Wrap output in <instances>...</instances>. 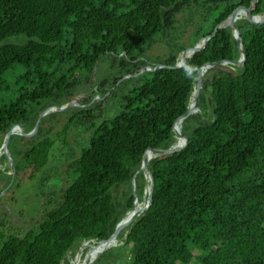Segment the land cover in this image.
Segmentation results:
<instances>
[{"label": "trees", "instance_id": "obj_1", "mask_svg": "<svg viewBox=\"0 0 264 264\" xmlns=\"http://www.w3.org/2000/svg\"><path fill=\"white\" fill-rule=\"evenodd\" d=\"M254 2L0 0V96L10 98L0 101V150L14 125L29 133L45 109L74 101L81 81L90 89L79 106L42 117L40 137L28 145H20L18 131L12 133V161L0 154L2 202L44 173L54 146L50 135L41 136L46 117L68 115L64 134L73 127L89 132L77 156L59 161L68 164L70 179L52 207L54 194L38 184L33 197L40 220L24 227L0 216V264H61L83 242L97 244L113 234L133 209L132 178L147 150L178 142L172 124L189 109L198 68L240 59L233 28H220L184 67H170L234 9ZM198 9L204 13L186 46L174 35L178 16ZM252 13L264 14V0ZM236 25L244 65L203 72L198 111L181 121L187 144L154 155L137 174L138 203L146 188L151 191L148 208L91 264H264V24L253 25L245 16ZM21 35L23 44H2ZM158 41L168 55L149 60L146 51ZM103 60L111 72L99 79ZM150 65L164 67L140 73ZM133 75L137 86L122 109L103 116V105ZM10 78L17 86L12 98ZM44 182L48 189L61 188L58 169Z\"/></svg>", "mask_w": 264, "mask_h": 264}, {"label": "rangeland", "instance_id": "obj_2", "mask_svg": "<svg viewBox=\"0 0 264 264\" xmlns=\"http://www.w3.org/2000/svg\"><path fill=\"white\" fill-rule=\"evenodd\" d=\"M215 1L218 2V0ZM203 13H204L203 10L198 9L197 12L191 13L190 11H186L185 13H182L178 16L176 30L174 32V35L177 37L178 42H181L186 46H189L190 35L192 33L193 26L195 22L202 16ZM244 17L245 14H242L241 17L236 21V23H238ZM258 17L259 19H261V16ZM25 40L26 37L21 35V36L7 38L2 44L20 45L23 44ZM168 52L169 50L166 44L163 41H158L149 50L146 51V55L149 60H152V59L164 58L166 55H168ZM150 66L152 67L153 65ZM110 72H111L110 62L107 60H103L99 64L98 71L96 72L97 74L95 76L96 78L102 79L104 77L109 76ZM125 77L126 78L122 80L127 79L129 76H125ZM94 80L95 79L93 78L92 82ZM8 81L10 83V89H11L10 97L12 98L13 93L15 92L17 86L11 83V78L8 79ZM136 86H137L136 75H133V78L123 83L115 91L114 95L111 98H109L106 101V103L103 105V110H104L103 116L105 115L112 116L118 113L125 104L124 98L128 97L131 94V91ZM89 93H90V89L87 87L84 81H81L77 85L76 91L74 92L73 95L74 101L71 102L73 103V106H79L78 103L86 99ZM96 98H98V96H96L94 99ZM9 100H10L9 97L0 96V101H4L5 103H7ZM71 103H69L68 105H70ZM51 112L59 113V111L56 110H51ZM68 118H69L68 115H57L53 118H47V117L45 118L44 124L42 126L43 133L41 136L50 135L54 140V146L51 150V155L49 157V161L44 170V173L39 174L37 179L34 182H32V184L23 185L21 188L15 191V193L9 195L7 199L0 202L1 217L8 219L9 221L15 223L16 225L24 226V227L31 226L34 223H36L38 220H40L43 216V213H41L37 209L39 208V202L38 200H36L37 198L33 197L36 190H38V184L41 185L42 191L47 190L51 194H54V199L52 200V203L49 204V207H52L54 205V200L60 199V196L62 194V189L67 184L70 177H69V171H66L68 170L67 168L68 164L64 162L60 165L59 161L69 157L70 155H72L73 157L77 156L78 153H80L82 146H84L83 143L85 142L86 137L89 135V132L80 133L79 132L80 130L77 127L71 128L67 132V134H64L63 126L68 120ZM39 137L40 136H38V130H37V132L33 136L24 137V140L21 141L20 145L22 146L28 145L30 140H32L33 138L38 139ZM0 154H1V150H0ZM4 163H5L4 161L0 163V168H1L0 170L4 168L3 165ZM57 169L60 178L62 180V187L59 189H48V187L46 186L44 187L43 184L47 183L44 181H46V179H48L50 176L54 175ZM1 188H3L2 181H0V189ZM149 192H150L149 188H146L144 191L142 200L144 201L145 204L148 202ZM3 193H5V190ZM94 244L95 243L93 242H83L79 247L75 248L72 252L68 253L66 256V260L63 261L61 264H81L85 260L87 250Z\"/></svg>", "mask_w": 264, "mask_h": 264}, {"label": "water", "instance_id": "obj_3", "mask_svg": "<svg viewBox=\"0 0 264 264\" xmlns=\"http://www.w3.org/2000/svg\"><path fill=\"white\" fill-rule=\"evenodd\" d=\"M258 1L259 0H255V2L253 4H251L250 7L239 6L236 9H234L233 12L229 15V17L227 19H225L222 22H220L215 27V29H214V31L212 33H208L203 38V40L201 41L200 44L195 45V46H191V47H187L182 52L181 59H180L179 63L176 64L173 67H170V68H174V69H180V68L184 67L186 62H187V58L190 57L191 55H193L194 53L203 50L206 47V44L209 41V39L212 36H214L220 28H223V27H232L233 28V31H234L233 32V36H234V38L237 41V45H238V48H239L240 53H241L240 59L237 60V61H233V60H221V61H217V62L209 61V62L204 63L202 66H200L198 68V70H197V79H196L197 80V84H196V87H195L194 92H193V98L191 99L189 109L187 110L186 113H184L183 115L177 117L175 119V121L173 122V124H172V130H173L174 134L177 136L178 139L179 138L182 139V143L180 145H178V143H176L175 145H173L169 149H152V148H150V149L147 150L146 154L143 157V160L141 162L140 167L136 170V172L134 173L133 178H132V189H133V193H134L133 209L131 211H129L127 213V215L116 225L115 231L113 232V234L108 239H106L104 241H100L97 244H94L95 246L100 247V250L98 251L97 255H95L94 257H91L89 255V249H88L87 252H86L85 260L81 264H91L96 259V257L99 254L103 253L111 245H114L115 242H116L117 236L122 232V230L125 227H127L135 219V217L138 216V215L137 216L133 215V212H134V210H135V208L137 206V203L139 201V196H138L137 192L135 191V178H136L137 174L140 173L143 170H147V165H148L149 161L154 157V155H170V154H173L175 152L180 151L187 144V142H188L187 135H184V134L181 133V131H178L174 127V125H175L176 122L182 121L183 119L189 117L192 114L197 113V111H198L197 110V103L199 101V94H200V89H201V85H202V76H203L202 68L203 67L210 68V67H213L215 65H227V64L237 65V66L244 65L245 60L247 58V55H246V53L244 52V50L242 48L240 33H239L238 28H237L235 18H236L237 12L240 10V11L243 12V14H245V16L247 17L249 23H251L253 25H257V26L263 25L264 24V14L261 16V19H259L258 16H255L252 13L253 9L256 7V4H257ZM162 67H164V65H157V66H154V67L150 66V67H147L144 70H142L140 73L142 74L145 71H155L158 68H162ZM124 78H126V77H124ZM72 106H73V103H71L70 105H67V106H51V107L45 109L38 116V119H37V122H36V124L34 126V129L31 132H29V133H24L23 132V128H22V126L20 124L14 125L10 129V131L7 133V135L5 136V139H4L3 144L1 146V153H3L4 156L9 161H12L11 157L7 153V145H8V142H9V139H10V136H11L12 133H14L15 131H18L20 133V135H22L23 137H31L37 132L38 127H39V122H40L41 118L43 116H45L48 112H51V110L64 112V111H67ZM150 179H151V185H153L152 178H150ZM150 201H151V191L149 192L148 202L145 204L144 210H146L148 208Z\"/></svg>", "mask_w": 264, "mask_h": 264}, {"label": "bare ground", "instance_id": "obj_4", "mask_svg": "<svg viewBox=\"0 0 264 264\" xmlns=\"http://www.w3.org/2000/svg\"><path fill=\"white\" fill-rule=\"evenodd\" d=\"M242 14H243V12L239 10V11L237 12V14H236V18H235V20L237 21V20L241 17ZM257 19H258V18H257ZM187 54H188V53H187ZM206 69H207V67H203V68H202V72H204ZM176 125H177V127H176ZM176 125H174V127H176V129H177L178 131H180V129H181V121H178V122L176 123ZM177 143H178V145H180V144L182 143V139L179 138ZM144 207H145V203H144L143 200H141L139 203H137V206H136V208H135V210H134V212H133V215L137 216V215L141 214V213L143 212V210H144ZM140 209H141V210H140ZM119 237H121V236H119ZM99 250H100V247H97V246H95V245H92V246L89 248V255L91 254V257H94L95 255H97V253H98Z\"/></svg>", "mask_w": 264, "mask_h": 264}]
</instances>
